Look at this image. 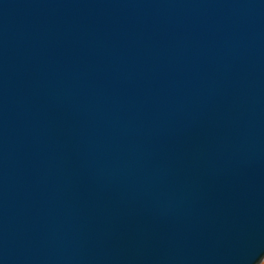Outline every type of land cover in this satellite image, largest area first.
I'll use <instances>...</instances> for the list:
<instances>
[{
	"label": "water",
	"instance_id": "obj_1",
	"mask_svg": "<svg viewBox=\"0 0 264 264\" xmlns=\"http://www.w3.org/2000/svg\"><path fill=\"white\" fill-rule=\"evenodd\" d=\"M264 0H0V264H260Z\"/></svg>",
	"mask_w": 264,
	"mask_h": 264
},
{
	"label": "rangeland",
	"instance_id": "obj_2",
	"mask_svg": "<svg viewBox=\"0 0 264 264\" xmlns=\"http://www.w3.org/2000/svg\"><path fill=\"white\" fill-rule=\"evenodd\" d=\"M260 264H264V260Z\"/></svg>",
	"mask_w": 264,
	"mask_h": 264
}]
</instances>
